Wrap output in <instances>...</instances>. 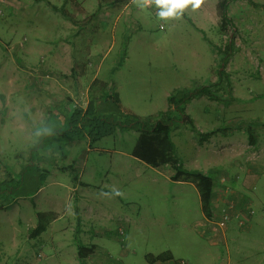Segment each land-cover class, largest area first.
<instances>
[{
  "label": "rangeland",
  "instance_id": "rangeland-1",
  "mask_svg": "<svg viewBox=\"0 0 264 264\" xmlns=\"http://www.w3.org/2000/svg\"><path fill=\"white\" fill-rule=\"evenodd\" d=\"M48 1L67 15L47 12L46 19L37 21L30 11L17 19L0 7V264H33L38 252L42 258L34 260L36 264H80L78 246L94 248L83 264H149L146 256L165 252L173 257L167 264H209L215 257L208 250L225 256V247L231 250L234 264L244 256L240 264L264 259V218L258 211L264 184L248 190L249 201L245 197L239 206L240 217L253 214L250 227L245 229L239 219L244 230L227 231L226 245H209L194 183L172 181L174 170L169 165L154 170L132 157L135 130L116 129L94 144L85 139L67 143L59 135L62 103L68 106L69 101L45 87L42 90L37 80L33 86L42 91L26 87L32 85L27 75L38 73L47 80L52 71L60 83L68 79L63 92L68 85L79 90L96 79L117 94L121 105L145 118L163 114L170 95L213 84L218 72H224L227 80L218 81V101L200 97L185 106L195 131L189 124L174 122L169 136L183 169L199 171L214 181L218 175L230 178L217 169L221 156L216 152L226 140L225 131L260 140L264 129V0H226L229 24L223 30L221 0H204L196 10L189 5L167 20L158 16L161 9L154 3L141 8L131 0L122 11L121 0ZM99 10L103 21L93 14ZM64 20L72 24L65 28ZM50 51L69 54L72 62L65 56H58L61 60L56 62L54 56L44 60L42 56ZM84 99H75L82 108ZM43 102L54 104L45 124L30 109ZM49 131L52 135L46 134ZM29 153L34 154L32 159ZM47 153L51 159L45 158ZM32 161L40 165L43 161L47 168L54 161L70 167L51 171L43 181L62 185L47 184L35 194L37 173L44 169L39 165L32 176L24 168ZM233 198L227 190L222 204L213 209L209 226L214 231L221 232L217 214L219 218L227 204L234 210ZM52 202L59 219L32 238L29 249L20 232L27 227L26 220L37 221V211H51ZM236 250L240 251L235 254Z\"/></svg>",
  "mask_w": 264,
  "mask_h": 264
},
{
  "label": "trees",
  "instance_id": "trees-1",
  "mask_svg": "<svg viewBox=\"0 0 264 264\" xmlns=\"http://www.w3.org/2000/svg\"><path fill=\"white\" fill-rule=\"evenodd\" d=\"M129 1L121 0L120 2L121 5H125ZM225 6L226 0L218 2V7L221 11L222 30L229 24ZM61 14L67 15L63 9H61ZM223 77H226L227 80V75L224 72H218V79L213 84L199 87L187 94L180 92L170 95L167 98V109L163 114L145 118L134 115L128 108L120 104L117 94H111L107 91L108 86L105 83L94 79L88 88V103L86 107H74L66 126H64L59 136L70 141L87 139L89 144H94L100 139L112 135L116 129L135 130L138 133V137L131 151V156L153 168L163 165L171 166L174 170V174L171 177L172 181L182 179L192 181L198 192L201 212L206 219H211L213 179L199 171L182 168L174 154L169 132L174 122L189 124L190 128L195 131L191 117L185 112V106L192 99L200 97H205L210 101H218L219 98L216 92L218 81ZM99 104L102 106H98ZM173 114L177 115V119L172 118ZM33 163L35 165L34 168H27L26 170L30 169L32 176H35L36 172H38L36 170L38 164L35 161ZM37 175L39 183L36 190L43 184L47 172L42 170V173H37ZM36 218L37 226L31 232L32 238L44 231L45 225L51 219V215L37 213ZM93 249V246H78L76 257L81 261L80 264H83L82 262L93 252ZM172 259L170 252L145 257L149 264L164 263Z\"/></svg>",
  "mask_w": 264,
  "mask_h": 264
},
{
  "label": "crops",
  "instance_id": "crops-1",
  "mask_svg": "<svg viewBox=\"0 0 264 264\" xmlns=\"http://www.w3.org/2000/svg\"><path fill=\"white\" fill-rule=\"evenodd\" d=\"M33 3L35 4V6L30 5L29 2L27 0H0V7L5 11V13H7V16H16L17 19L22 16V15H28L30 11H34V14L36 15V19L41 20L42 18L46 19L47 16V12L48 13H53V14H61V8H59L56 5H52L48 0H32ZM131 1V0H130ZM129 1V2H130ZM69 2V1H67ZM71 2H74V0H72ZM128 2V3H129ZM125 4L122 7V11L125 10V7L128 5ZM94 15H96V19L99 21H103V17L101 14V10L93 12ZM19 15V16H17ZM70 19V18H69ZM117 19V17L115 18ZM56 21V19H55ZM54 18H52V22H55ZM69 21V20H68ZM65 24H61L63 25L65 28L67 27V25L69 26V24H72L69 21L66 22L64 20ZM7 48H10L9 45H6ZM54 56V61H60L61 59L58 58V56H65V59L67 60L68 63L72 62V58H70L69 54H60V52L58 53H53V52H48V54L46 56H42L43 59L50 61V58H53ZM65 60V61H66ZM45 62V61H44ZM40 63L43 64V60L41 59ZM66 64V63H65ZM44 69V65L43 68ZM49 70V69H46ZM53 75L51 77H48L47 80H43L42 78H40V74L36 73L35 76L30 77V74L27 75V82L28 81H32V85L33 86V81L37 80L38 83L43 84L42 86H40L43 90V87H45L48 91L54 92L56 94H61V97L59 98L60 100H64L65 102H68V106L67 103L64 104V102L62 103V106H64L65 108L62 111V117H61V122L63 124V128L64 126H66V123L68 121V118L70 117L73 109L75 106H80V103H78L75 99L76 97L79 96H84L85 97V103L87 105L88 100H87V93H88V83L86 85H82L80 87V89H75L73 88V90L69 89V85L66 88V91H64V86L63 84L68 83V79H66V81L63 80V82L60 83V81L55 80L54 76H57V73L55 71H52ZM50 78V79H49ZM60 80V79H59ZM57 81V82H56ZM46 84V85H45ZM29 83L26 87H29V89H31V91H42L39 90V88L33 86L30 87ZM78 87V85H77ZM34 88V89H33ZM67 94L69 95V97L67 98ZM71 100V101H70ZM54 104H50V103H45L43 102V104L40 103H34L31 106V110L35 112V116L37 117V120L43 121V124L47 123L48 119L50 118V108L51 106H53ZM61 106V105H60ZM15 109V108H13ZM22 108L19 107V110H21ZM189 115V114H188ZM190 116V115H189ZM192 119V118H191ZM193 121V120H192ZM49 122V121H48ZM51 122V121H50ZM264 129L261 132V139L259 140V138H255L254 136H251V139H245L242 135H235L232 131H228L226 130L224 133V139H226L223 144L220 146V148H218V151L216 152L217 155L219 154L221 157L220 161L217 165V169L218 172L220 173H227L228 176L231 178V173H233L232 177L234 180H231L228 177H223V175H218L215 179L214 182V186H213V190H212V201H211V211L213 212L215 206L217 207L220 203L222 204V202L224 201V197L226 195V191L229 190L230 192H233L234 195V200L236 202L235 204V208L232 211V216H231V220L229 223H227L225 230H221V232H216L214 231V228L210 227L209 225H212L210 222L211 219H206L203 216V222H202V232L203 235H207L208 236V243L209 245H218L219 243H223L224 245H226L227 243V231L228 233H238V231H242L244 229H241L240 226L238 225L239 219H242L245 222V229L250 227V219L251 216L253 215H246L245 217H240L239 213V206L242 204V202L245 201V197H246V201H249V198L247 197V191L248 190H254L256 188H258L259 184H264V176L262 175L263 173V163L264 162ZM43 132L38 133V136L40 137L41 134ZM214 133V132H213ZM212 133V134H213ZM47 135H52V132H46ZM210 134V135H212ZM35 136L37 135L34 134ZM47 137H51V136H47ZM220 139H222L220 137ZM87 140V139H85ZM218 140H215L212 142V144L215 145V142ZM76 142V140L70 141L67 140V143H73ZM80 142V141H79ZM68 145V146H71ZM121 154V153H118ZM46 155V154H45ZM48 155V156H47ZM47 155L45 156V158L47 159H51V154L49 155L47 153ZM34 156L33 153H29V157L32 159V157ZM44 159V158H43ZM223 160H225L226 162L223 163ZM38 163V162H37ZM42 165H40L38 163V165L36 166V168L38 169L39 165L41 167V169H44L47 172V176L50 175L51 171L53 170H65L67 167H70V165L67 166H59L57 165L56 161L49 163L50 167L47 168L44 166L45 162L41 161ZM34 163L33 161L30 164H27V166H25L24 168H34ZM166 166V165H163ZM163 166H159V167H151L154 170L160 169ZM238 166V167H237ZM150 167V166H147ZM262 172V173H261ZM218 173V174H220ZM174 173H172L170 175V178L172 177ZM235 175V176H234ZM47 179V178H45ZM213 179V178H211ZM183 180V179H182ZM180 181V180H179ZM57 182L58 184L62 185L61 183H59L58 181H52L47 183L52 184ZM47 184H42L35 192V194H38L42 191V189L45 188V186ZM195 187V186H194ZM242 194L246 195L243 196ZM253 196L255 197V195L253 194ZM258 195H256L257 197ZM251 201V200H250ZM251 203V202H250ZM264 203V201H263ZM262 203V204H263ZM252 204V203H251ZM259 205V212H261V218H264V205L262 206ZM49 208L51 211L48 212H40L37 211V213H45V214H50L51 215V219L50 221L45 225V229L42 233H44L45 231H47V228L52 227V225L58 221L59 219V213L52 210L56 205L55 203H50L49 204ZM244 208V207H243ZM38 209V207H37ZM218 213V211H217ZM217 217L215 218L216 220L219 219ZM210 223V224H208ZM26 228H24L23 232H20L19 237L22 238L24 241H26V243H28V248L29 249H33L32 243H31V232L36 228L37 226V221L35 220V222L33 220H26ZM42 233H40L38 236H36L35 238H38ZM30 241V242H29ZM26 248L24 247V252H25ZM210 254L214 255L215 258H213V262L209 263V264H234L235 261H233L231 259V250L228 249L227 247H225V256H221L217 254V251L213 250V249H209L208 250ZM240 250H236L234 251L235 254L237 252H239ZM92 254V253H91ZM241 254V253H240ZM29 255H26L25 258H29ZM89 256V255H88ZM42 258V253L38 252V258H35V261H38ZM173 258V257H172ZM246 258V256L242 257L240 259L239 262H237L238 264H240V262H242L244 259ZM87 259V258H86ZM34 260L32 259V263L36 264L34 262ZM169 261L164 262V263H160V262H156L154 264H167ZM182 264H184L183 261H181ZM208 264V263H205ZM256 264H264V259H261L260 262H256Z\"/></svg>",
  "mask_w": 264,
  "mask_h": 264
},
{
  "label": "clouds",
  "instance_id": "clouds-1",
  "mask_svg": "<svg viewBox=\"0 0 264 264\" xmlns=\"http://www.w3.org/2000/svg\"><path fill=\"white\" fill-rule=\"evenodd\" d=\"M141 8H146L148 5L155 4L159 9L158 16L161 19L167 20L168 18L179 16L189 5L193 10L198 9L204 0H143L142 5L140 0H133Z\"/></svg>",
  "mask_w": 264,
  "mask_h": 264
},
{
  "label": "built area",
  "instance_id": "built-area-1",
  "mask_svg": "<svg viewBox=\"0 0 264 264\" xmlns=\"http://www.w3.org/2000/svg\"><path fill=\"white\" fill-rule=\"evenodd\" d=\"M233 209V205L232 204H227L226 207L221 211L219 220L216 223V227L219 230H224L226 228L227 223L230 220V212ZM239 226H243V222L240 221L239 222Z\"/></svg>",
  "mask_w": 264,
  "mask_h": 264
}]
</instances>
